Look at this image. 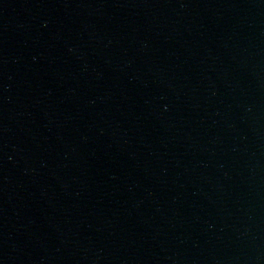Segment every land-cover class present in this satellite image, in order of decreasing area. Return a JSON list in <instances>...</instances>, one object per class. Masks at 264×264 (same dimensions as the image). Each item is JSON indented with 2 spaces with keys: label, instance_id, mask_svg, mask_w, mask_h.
Returning <instances> with one entry per match:
<instances>
[{
  "label": "water",
  "instance_id": "95a60500",
  "mask_svg": "<svg viewBox=\"0 0 264 264\" xmlns=\"http://www.w3.org/2000/svg\"><path fill=\"white\" fill-rule=\"evenodd\" d=\"M0 264H264V0H0Z\"/></svg>",
  "mask_w": 264,
  "mask_h": 264
}]
</instances>
